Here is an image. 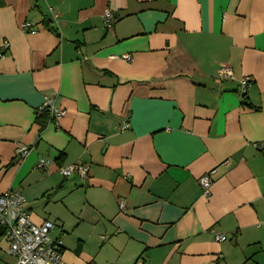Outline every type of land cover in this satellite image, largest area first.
<instances>
[{"label":"crops","instance_id":"1","mask_svg":"<svg viewBox=\"0 0 264 264\" xmlns=\"http://www.w3.org/2000/svg\"><path fill=\"white\" fill-rule=\"evenodd\" d=\"M8 191L64 264H264V0H0Z\"/></svg>","mask_w":264,"mask_h":264},{"label":"built area","instance_id":"2","mask_svg":"<svg viewBox=\"0 0 264 264\" xmlns=\"http://www.w3.org/2000/svg\"><path fill=\"white\" fill-rule=\"evenodd\" d=\"M103 22L105 28H110L113 22V15L110 11L105 10L103 13ZM21 29L26 32L30 29L27 22L21 24ZM5 48L7 45L5 44ZM123 60H130L128 55L121 57ZM232 72L227 68H220L218 79H231ZM250 79L244 77L240 80L241 93H244ZM38 113L47 112L49 117L59 119L64 115L63 110L56 108L51 100L45 99L37 110ZM126 128V125L122 127ZM28 153L25 147H19L16 155L23 158ZM47 164L45 159H40L38 167ZM59 173L63 177H69L74 174L85 178L87 167L83 165H70L59 167ZM213 171H209L201 176L197 184L204 196L209 195V188L212 184ZM119 209L123 211V204H119ZM0 227H3V235L7 244L6 254L14 259V264H64L62 261L61 241L51 239L50 231L53 224L49 221H43L41 224H33L29 219V213L24 208V198L20 193L8 191L0 195ZM225 236L215 235L218 242L225 241Z\"/></svg>","mask_w":264,"mask_h":264},{"label":"trees","instance_id":"3","mask_svg":"<svg viewBox=\"0 0 264 264\" xmlns=\"http://www.w3.org/2000/svg\"><path fill=\"white\" fill-rule=\"evenodd\" d=\"M46 26H49V22L44 23ZM50 120L49 113L41 112L36 113V124L40 127V130L44 128L45 124Z\"/></svg>","mask_w":264,"mask_h":264},{"label":"water","instance_id":"4","mask_svg":"<svg viewBox=\"0 0 264 264\" xmlns=\"http://www.w3.org/2000/svg\"><path fill=\"white\" fill-rule=\"evenodd\" d=\"M3 232V227H0V233H2Z\"/></svg>","mask_w":264,"mask_h":264},{"label":"rangeland","instance_id":"5","mask_svg":"<svg viewBox=\"0 0 264 264\" xmlns=\"http://www.w3.org/2000/svg\"><path fill=\"white\" fill-rule=\"evenodd\" d=\"M51 237H53L54 236V233H51V235H50Z\"/></svg>","mask_w":264,"mask_h":264}]
</instances>
